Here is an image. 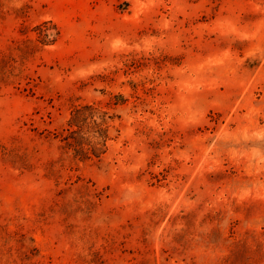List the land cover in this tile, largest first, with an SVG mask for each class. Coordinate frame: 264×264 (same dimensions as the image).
I'll list each match as a JSON object with an SVG mask.
<instances>
[{
  "label": "rangeland",
  "instance_id": "374dc122",
  "mask_svg": "<svg viewBox=\"0 0 264 264\" xmlns=\"http://www.w3.org/2000/svg\"><path fill=\"white\" fill-rule=\"evenodd\" d=\"M0 264H264V0H0Z\"/></svg>",
  "mask_w": 264,
  "mask_h": 264
}]
</instances>
